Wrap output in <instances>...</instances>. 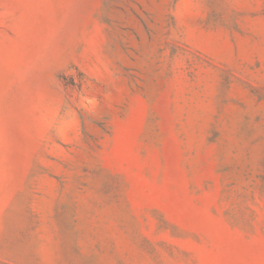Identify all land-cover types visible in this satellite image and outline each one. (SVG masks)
<instances>
[{"label":"rangeland","instance_id":"374dc122","mask_svg":"<svg viewBox=\"0 0 264 264\" xmlns=\"http://www.w3.org/2000/svg\"><path fill=\"white\" fill-rule=\"evenodd\" d=\"M0 264H264V0H0Z\"/></svg>","mask_w":264,"mask_h":264}]
</instances>
